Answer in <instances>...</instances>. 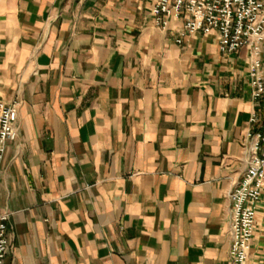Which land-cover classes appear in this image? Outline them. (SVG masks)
<instances>
[{"label": "crops", "instance_id": "1", "mask_svg": "<svg viewBox=\"0 0 264 264\" xmlns=\"http://www.w3.org/2000/svg\"><path fill=\"white\" fill-rule=\"evenodd\" d=\"M154 1L0 0V99L20 102L4 264H230L249 49L162 28ZM247 264H264V188Z\"/></svg>", "mask_w": 264, "mask_h": 264}, {"label": "built area", "instance_id": "2", "mask_svg": "<svg viewBox=\"0 0 264 264\" xmlns=\"http://www.w3.org/2000/svg\"><path fill=\"white\" fill-rule=\"evenodd\" d=\"M150 15L166 28L169 19L182 21L180 36L218 33V48L229 54L249 49V82L254 110L245 132L246 170L227 194L231 202L230 264H247L256 203L264 188V0H155ZM180 43V38L177 39ZM19 101L0 99V170L6 144L18 133ZM8 213H0V264L11 248Z\"/></svg>", "mask_w": 264, "mask_h": 264}]
</instances>
